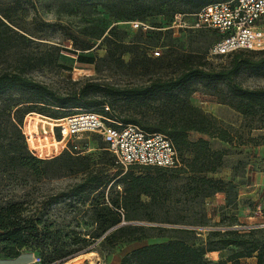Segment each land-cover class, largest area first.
<instances>
[{
    "label": "rangeland",
    "instance_id": "rangeland-1",
    "mask_svg": "<svg viewBox=\"0 0 264 264\" xmlns=\"http://www.w3.org/2000/svg\"><path fill=\"white\" fill-rule=\"evenodd\" d=\"M180 12L185 9L163 0H0V20L6 26L0 24V73L24 69L25 75L60 95L85 92V101L103 103L87 109L89 111L101 113L102 107L107 105L108 116L118 121L136 119L141 127H154L160 120L178 118L185 111L174 107L170 99L115 98L96 85L119 88L148 85L176 77L184 65L214 71L229 69L235 55L211 56L212 37L177 27L178 22L174 21ZM132 20L144 26L135 29ZM190 20V14H186L184 21L189 23ZM157 27L162 31H155ZM108 44L115 52V60L108 59ZM119 44L125 45L124 48ZM122 49L126 51L121 53ZM154 49L159 50L160 56L152 55ZM77 55L92 57L94 62L81 63ZM246 57L255 59L257 54L241 53L237 63ZM233 79L246 88L264 87V72L255 73L244 66ZM173 93L214 117L216 126L230 134V142L211 139L198 132L188 135L193 141L207 139L212 150L223 152L222 166L207 176L221 179L225 183L224 190L206 198L194 197L195 183L190 179V172L150 170L159 179L161 197L168 196L167 202L159 208L147 207L149 198L141 196L144 206H136L137 219L124 220L123 225L191 229L196 233V242L203 240L208 231L264 228V120L234 110L227 102L224 82L207 83L195 79ZM16 95L13 93V97ZM8 97H0V108L11 103ZM70 110L74 109L55 111L57 116H63ZM27 116H38L35 119L37 132L40 137L47 136L42 139L51 143L49 123L54 119L28 113L22 121L24 133H27L24 128ZM0 123H9L5 115L0 116ZM0 137L3 140L0 144V201L20 200L28 209L43 212V221L52 224L58 242L72 241V237L84 239V242L69 247H77L78 251L62 262L52 264H120L122 257L131 250L167 240L153 236L110 245L102 241V237L91 239L90 233L97 226L94 207L99 194L112 196L115 191H120L121 185L117 186L115 182L117 171L121 170L123 174L130 170V167L123 169L115 164L103 149L97 148L90 156L78 155L83 158L70 159L63 152L54 155L49 147L48 154L39 157L51 160L46 165L47 172L36 176L29 170L6 164V141L11 138V133L2 132ZM36 140L44 144L39 137ZM96 146L103 144L98 140ZM176 149L177 169H184L189 152ZM133 169L140 172L139 168ZM97 183H100L98 188ZM80 185H84L82 191H79ZM176 219L179 223H168ZM256 236L264 238V232ZM235 251L223 249L207 253L206 261L213 264L225 260ZM30 252L40 258L39 264H43L38 251ZM86 253L89 254L83 256ZM239 264H256V258H241Z\"/></svg>",
    "mask_w": 264,
    "mask_h": 264
},
{
    "label": "trees",
    "instance_id": "trees-1",
    "mask_svg": "<svg viewBox=\"0 0 264 264\" xmlns=\"http://www.w3.org/2000/svg\"><path fill=\"white\" fill-rule=\"evenodd\" d=\"M150 1V0H133ZM170 5H179L185 12L177 14H193L205 5L224 2L229 0H163ZM134 21V20H132ZM0 24L5 26L0 20ZM6 27V26H5ZM156 27V26H154ZM157 27L155 31H162ZM206 33L212 37L209 44L215 40L216 34L209 31H196ZM149 33V31H148ZM115 46H118L114 44ZM124 48L125 45L119 44ZM108 59L115 60V52L110 44L107 46ZM126 50L122 49L121 53ZM255 53V59L246 57L237 63V58L241 53ZM230 55H235L233 64L229 69L220 71L206 70L198 66L184 65V69L174 78L165 81H153L148 85L135 87H99L104 89L110 96L122 99H170L174 107H178L185 112L178 118L169 121L160 120L154 127L140 126L148 132H160L166 134L178 150L189 152L184 169L160 168L151 166H131L130 170L123 174L117 171L118 178L116 185H121L120 191H115L111 196L99 194L96 208V228L90 233L91 239L102 237V241L110 245L118 243L140 241L149 237L167 238L165 241L152 242L131 250L125 254L120 264H209L206 261L207 253L223 250L235 249L225 260H219L213 264H225L230 261L232 264H239V260L245 257L256 258V264H264V238L256 236L257 233L264 232V228H254L249 230L208 231L201 241H195L194 230L179 227H161L144 225H120L122 221L136 220L138 212L137 205L144 206L141 196L149 198L147 207H161L167 202L168 196L161 197V185L159 179L151 174L150 170L161 171H188L190 179L195 183L193 190L196 191L194 197L206 198L216 192L224 190V182L221 179L208 177V173L216 172L223 162V152L212 150L207 139L198 138L189 140L190 132H198L207 135L209 138L219 139L223 142H230V134L216 126V120L198 108L188 103L185 98L176 96L173 92L184 88L195 79L207 83L224 82L227 87L228 104L237 112L245 116H257L264 120V87L246 88L236 83L233 75L241 66L255 72H264V51L250 52L238 51ZM228 56V55H227ZM77 60L81 63L91 64L94 59L89 56L77 55ZM24 69L17 71L0 73V97L9 95L11 103L0 108V116L5 115L6 124L0 123V134L10 132L11 138L6 141L5 161L11 168H21L31 171L36 176L46 174V165L51 160L42 159L29 152L22 132V121L26 114L37 113L51 119H59L74 111L87 110L103 103H89L85 101V92L71 95H60L44 83L38 82L27 75ZM13 93H17L13 97ZM74 109L68 111L66 115L57 116L55 110ZM77 109V110H75ZM101 113H104L103 107ZM108 115V114H107ZM38 116L29 118L26 122L28 132H36ZM14 119L12 122L11 120ZM123 123L139 124L136 119H120ZM52 124V123H49ZM139 126V125H138ZM100 140L96 135H91V142L94 151L85 154L90 156L96 152L97 148L103 149L113 160L106 150L105 144L97 147L96 142ZM0 137V144L2 143ZM40 141V140H39ZM45 145H40L42 152H47L49 142L43 141ZM175 147V149H176ZM177 150V149H176ZM70 159L83 158L76 154L64 151ZM61 154V153H60ZM69 154V155H68ZM76 156V157H74ZM57 158V157H56ZM114 161V160H113ZM133 167L139 168L140 172H135ZM100 183L96 184V188ZM84 185L79 186L82 191ZM191 189V188H190ZM189 199L187 201H191ZM148 221L153 219L148 218ZM168 222V221H162ZM177 224L179 220L169 221ZM192 224V223H190ZM119 225V226H118ZM57 231L52 224L43 221V212H36L24 206L20 200L0 201V257L14 258L23 251H38L42 256L43 264H52L55 261H63L79 248L69 249L79 242H84L83 238L72 237V241H59L56 239Z\"/></svg>",
    "mask_w": 264,
    "mask_h": 264
},
{
    "label": "built area",
    "instance_id": "built-area-1",
    "mask_svg": "<svg viewBox=\"0 0 264 264\" xmlns=\"http://www.w3.org/2000/svg\"><path fill=\"white\" fill-rule=\"evenodd\" d=\"M184 16H175L174 23L178 22L177 27L216 34L209 47L211 56H227L238 51H264V0L211 3L191 14L189 23L184 21ZM131 24L135 29L144 26L138 21H132ZM152 55L160 56L159 50L154 49ZM103 110L106 114L80 110L54 119L49 128L52 139L49 147H52L54 155L64 151L76 155L88 154L95 149L91 135H96L105 144L115 164L123 169L131 166L168 169L179 166L178 153L169 137L160 132H148L136 124L123 123L108 116L110 110L107 105ZM22 132L29 152L36 157L38 155V158L48 154L42 152V148L30 144L36 136L40 141L47 136L40 137L37 131L32 135ZM43 133L46 134L47 131ZM49 147L47 151H50ZM32 262L39 264L40 258L34 257Z\"/></svg>",
    "mask_w": 264,
    "mask_h": 264
},
{
    "label": "crops",
    "instance_id": "crops-1",
    "mask_svg": "<svg viewBox=\"0 0 264 264\" xmlns=\"http://www.w3.org/2000/svg\"><path fill=\"white\" fill-rule=\"evenodd\" d=\"M89 253L83 254V256L88 255ZM35 254L31 253L30 251H23L19 256L14 258H2L0 257V264H33ZM209 255H206V258H208ZM87 257H85L84 260H86ZM117 264V263H116Z\"/></svg>",
    "mask_w": 264,
    "mask_h": 264
},
{
    "label": "bare ground",
    "instance_id": "bare-ground-1",
    "mask_svg": "<svg viewBox=\"0 0 264 264\" xmlns=\"http://www.w3.org/2000/svg\"><path fill=\"white\" fill-rule=\"evenodd\" d=\"M29 116H30V115H29ZM29 116L26 117V118H27V119H26V122H27V120H28L29 118H32V117H29ZM24 128L26 129V124H25V127H24ZM25 131H26L28 134H30V135H32L33 133H35V132H28L27 129H26ZM36 139H37V138H35V139L32 138V141H31L32 143H30V144L33 145V146H36V147H40L41 144H40L39 142H37V143L35 142L37 145H36V144H35V145L33 144V141L36 140ZM43 141H44V139H43ZM43 141H42V142H43ZM44 145H45V144H44ZM80 262H81V261H80ZM78 263H79V262H78Z\"/></svg>",
    "mask_w": 264,
    "mask_h": 264
},
{
    "label": "water",
    "instance_id": "water-1",
    "mask_svg": "<svg viewBox=\"0 0 264 264\" xmlns=\"http://www.w3.org/2000/svg\"><path fill=\"white\" fill-rule=\"evenodd\" d=\"M124 223H121L120 225H123ZM119 226V225H118Z\"/></svg>",
    "mask_w": 264,
    "mask_h": 264
}]
</instances>
